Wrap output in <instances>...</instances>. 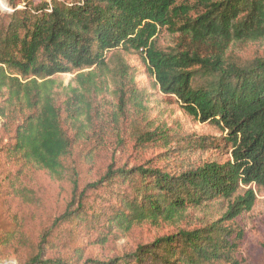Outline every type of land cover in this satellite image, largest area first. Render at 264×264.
<instances>
[{"label":"trees","instance_id":"obj_1","mask_svg":"<svg viewBox=\"0 0 264 264\" xmlns=\"http://www.w3.org/2000/svg\"><path fill=\"white\" fill-rule=\"evenodd\" d=\"M8 0L0 13V120L12 132L10 160L62 180L72 173L73 148L131 129L151 142L131 118L136 103V55L159 90L222 136L187 141L182 152L217 160L162 167L151 161L130 169L111 162L72 198L58 224L106 236L135 227L169 226L172 234L108 261L45 257L47 235L25 264H244V231L236 220L264 195V56L242 60L238 51L264 42V0ZM167 35L170 45L161 48ZM71 74L67 85L57 78ZM114 100L107 109L104 97ZM163 147L170 137H163ZM107 191L115 204L95 210L86 192ZM118 190V191H117ZM264 203V201H263ZM106 235V236H105ZM264 264V244L262 261Z\"/></svg>","mask_w":264,"mask_h":264},{"label":"rangeland","instance_id":"obj_2","mask_svg":"<svg viewBox=\"0 0 264 264\" xmlns=\"http://www.w3.org/2000/svg\"><path fill=\"white\" fill-rule=\"evenodd\" d=\"M27 0H19V6ZM37 2V0H31ZM8 0H0V13L10 12ZM161 48L171 46V39L163 34L159 40ZM242 60L264 56V42L249 45L237 52ZM128 64L135 70V93L133 104L128 106L131 118L136 119L144 132L154 134L152 141L138 144V135L133 130H122L119 144L112 135L104 143L95 146L92 142L77 145L71 156L72 173L62 180H54L45 171L29 169L20 161L10 160L5 146L10 142L12 132L2 127L0 120V264H25L36 252L44 235H47L45 257L66 259L73 251L80 250L83 259L108 261L131 252L139 245H146L154 239L172 234L173 227L166 225L135 227L127 234L106 236L101 244L99 231L75 227L74 224H58L72 198L73 181L77 182L78 192L85 185L94 183L114 162L116 167L130 169L151 161V165L162 167L170 158L171 166L186 163L217 160L224 162L226 153L208 150L200 156L182 152L189 138H219L222 134L213 126L203 124L190 117L179 105L176 98L159 90L147 73L142 60L132 55ZM57 78L67 85L73 78L63 74ZM107 109L111 110L114 100L105 96ZM170 137V143L163 147V137ZM155 141V142H153ZM73 180V181H72ZM118 191V190H117ZM87 206L95 210L116 203L108 197L107 191L86 192ZM258 203L253 212L236 220V225L244 231V239L239 248L240 259L244 264H261L264 244V195H257Z\"/></svg>","mask_w":264,"mask_h":264}]
</instances>
